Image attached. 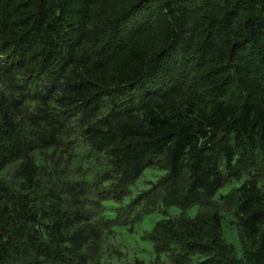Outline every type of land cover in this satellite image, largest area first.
<instances>
[{
  "label": "trees",
  "instance_id": "16d2710c",
  "mask_svg": "<svg viewBox=\"0 0 264 264\" xmlns=\"http://www.w3.org/2000/svg\"><path fill=\"white\" fill-rule=\"evenodd\" d=\"M0 264H264V0H0Z\"/></svg>",
  "mask_w": 264,
  "mask_h": 264
},
{
  "label": "rangeland",
  "instance_id": "374dc122",
  "mask_svg": "<svg viewBox=\"0 0 264 264\" xmlns=\"http://www.w3.org/2000/svg\"><path fill=\"white\" fill-rule=\"evenodd\" d=\"M76 150L81 153L86 152L83 144L77 145ZM12 165L14 166L15 164H9L6 167V170H4V172L9 173L13 169ZM69 165L72 171L74 172V175L79 179V181H91L92 179L95 178L96 172L98 169L97 164L94 160L83 162L82 163L83 168L79 167L80 164L74 161H70ZM80 168L84 175H81L82 172H79V173L76 172ZM162 174H163V171L161 170H153V169L145 170L143 175L136 181L135 186L132 187V190H131L132 194L135 195L136 192L147 190L151 186V183L156 182L157 178L161 176ZM234 184L235 183L232 182L233 186ZM228 190H230V186L226 185L221 189V193H225ZM216 199H218V194L215 196V200ZM213 208L214 210L216 208L220 209L222 215L224 216L223 224H222L223 239L227 243L231 244L234 247L237 256H240L242 253V246H241L239 233H238L239 231H238L237 219L233 212H229L227 209L222 208L219 205H216V203H212L211 206L210 205L209 206L193 205L187 209V214L190 217H195L199 213L210 212ZM179 212H180L179 208L175 206L164 208V209H162L161 207H158L156 211L150 212L148 217L143 220L141 225H139V227L137 228V233L140 234L144 230H149L156 223V221L169 217L171 215L173 216L178 215ZM136 237L137 236L132 235V233H129L126 230H121V231L116 230L115 232L114 231L108 232V234L106 235V243L103 246V253L106 254L104 255V260L105 261L110 260L108 259V255L110 256V253L114 248L117 250L119 249V251L130 252L132 248H134L135 246L143 247L146 244L145 242H142L140 240L138 241L137 240L138 238ZM131 254H132V258H134L133 252ZM129 258L130 257L125 254L122 255L123 262H125Z\"/></svg>",
  "mask_w": 264,
  "mask_h": 264
}]
</instances>
